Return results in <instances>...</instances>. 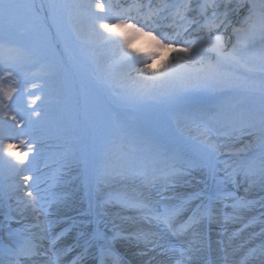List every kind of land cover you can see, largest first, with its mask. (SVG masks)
Listing matches in <instances>:
<instances>
[{"label": "snow or ice", "instance_id": "6c2138e0", "mask_svg": "<svg viewBox=\"0 0 264 264\" xmlns=\"http://www.w3.org/2000/svg\"><path fill=\"white\" fill-rule=\"evenodd\" d=\"M211 6L219 7L217 4ZM224 6L227 8L228 0H224ZM62 7L68 9L67 23L73 26V32L77 36L79 30L74 25L77 17L86 16L90 21L89 38L80 41L83 47H88L98 40L117 48L120 53L118 63L127 69V72L119 78L123 89L121 98L127 103H159L198 93L240 92L254 87L248 83V74L254 72L261 73L259 87L264 93V0H260L259 6L252 4L241 22V27L233 29L235 42L231 43V47H228V42L221 35L193 42L184 41L186 46L175 49L176 56L172 62L165 65L163 70H153L148 63L149 60L160 55L159 51L144 53V59H137L141 53L131 48V37L120 31L121 28H130L134 34H152L154 29L147 17L141 22L131 15L133 6L114 12L111 3L105 4L100 0H96L94 5L91 3L60 5L55 0H49L47 5L37 4L34 0L26 3H19L17 0H0V21L10 26H22L29 19L38 23L42 19L41 13L45 10L55 21ZM204 7L207 6H202ZM213 15L215 16V13ZM133 20H136V23H132ZM137 23L140 24L139 27ZM221 23L224 21L221 20ZM216 26L209 25V31ZM145 28L150 30L145 32ZM159 35L162 38L156 41L157 49H171L174 43H180L179 40H173L164 33ZM230 40L231 38L229 42ZM208 53H213L214 59L206 58ZM22 54V49L0 42V58L7 56L9 60H18ZM182 59L183 65L180 63ZM133 72H135L134 76ZM0 93H3L4 97L0 100V105L7 109L9 105L4 101L11 99V92L0 88ZM240 111L241 106L238 104H223L219 106V111L215 115L209 116L202 109H194L190 110L187 116L201 120L205 123V127L220 126L229 129L232 133H245L248 128H255L258 122L260 132L264 133V105L261 106L258 116L248 112L243 114V119H237L235 114ZM4 115H8L7 110ZM12 120L15 121L16 116H12ZM118 140L119 137L113 140L109 158L117 154L122 159L125 157L124 150L118 146ZM23 143L24 141H21V144ZM4 148L11 157H14L17 162L15 166H26L27 153L21 155L12 144H6ZM202 148L204 155L200 161L189 162L184 169L171 166L163 172V176L165 180L171 182L173 189L190 186L184 177L189 174V169L198 167L203 174L200 183H203L204 187L190 192L175 191L172 196H163L157 190L155 196L158 199H153L151 191L158 178L154 172H149L146 168H138L131 159L119 169L112 167L111 164L105 165L97 178L98 186L111 187L113 182L120 181L126 187L123 192L110 194L98 207L103 208L107 204L117 203L121 208L135 213L124 218L131 230L121 229L109 236L105 231H101V225L106 224L102 211L96 212L94 219L85 221L68 216L65 211L58 208L54 220H48L44 225L33 226L40 229L39 235L30 228L10 230L7 234L9 243L0 249V256L3 257L0 258V264H21L22 257L29 260L33 257H47L48 249L42 242L47 240L49 246L55 248L58 242L68 236L72 237V243L65 245L64 252L76 248L82 249L72 264H80L93 250H95V254L91 257L93 264H121L120 257L113 250V242L117 240H124L133 247H138L142 243L144 251L137 255H146L148 251L160 248L161 255L168 252L178 253L174 264H207L206 254L211 248L209 231L213 223H219L220 215H223L225 220L239 222L241 227L237 232H241L250 226V223H245L242 219L243 212L254 209L257 204L264 209V198L240 199L226 188L228 184L239 187L243 181L249 187L258 183L260 190L264 192V152H261L258 164L253 160L231 167L229 170L230 166L224 169L218 168L221 160L217 156V146L210 140L205 139ZM142 150L152 156L166 154L165 145L150 139L142 142ZM167 188L166 184L165 190ZM28 196L32 198L29 204L36 210L38 202L32 197L31 192ZM61 200L62 198L54 197L50 204ZM161 200L166 202L162 204ZM27 207V204L24 205V208ZM65 207L70 208L71 205L65 202ZM229 207L232 209L231 214L225 212ZM39 210L43 211L45 216L49 214L48 209L43 205H40ZM89 212L91 213V205ZM261 215L264 217V212ZM56 228L59 230L53 231ZM165 234L173 237L177 243L169 244L167 247L161 245L159 240ZM261 235H264V231ZM37 240L41 243H36ZM248 258H259L260 264H264V245L251 248L245 259ZM58 260L59 251L56 252L55 259L48 257L45 264H58ZM32 264H36V261L32 260Z\"/></svg>", "mask_w": 264, "mask_h": 264}, {"label": "rangeland", "instance_id": "374dc122", "mask_svg": "<svg viewBox=\"0 0 264 264\" xmlns=\"http://www.w3.org/2000/svg\"><path fill=\"white\" fill-rule=\"evenodd\" d=\"M17 2L26 3L29 0H17ZM34 2L47 5L49 0H34ZM55 2L60 5H69L71 0H55ZM191 3H193L192 0H190ZM67 11L66 8L62 7L56 20L53 21L47 10H45L41 13L42 19L38 23L29 19L22 26H10L0 21V42L23 50V54L18 60H9L7 56L0 58V88L11 92V99L4 101L9 107L5 109L3 105H0V134L4 136L0 140H3L4 145L14 143L16 149L22 155L27 153L25 159L26 169L20 172L15 166L16 162L13 157L8 154L4 145L0 144V165L5 166L10 163L12 168L11 175L3 176L0 174V249L9 243L7 234L10 230L30 228L32 232L36 233L33 226L27 220L22 219L18 213L19 206L25 205L23 198H19L15 194L18 189L17 178L19 176H26V183L30 182V185L26 188L27 192H31L32 197L38 202L39 208L40 205H43L48 209V213H51V207L55 204H50L53 201L52 197L70 201L71 207L68 216L85 221L94 219L95 213L102 211L106 224L101 225V231H105L111 236L113 232L124 229V218L130 216L133 212L121 207H117L118 211L114 210L117 209L114 206L119 205L117 203L107 204L103 208L98 207L108 199L110 194L115 195L124 191L117 189L114 183L111 187L98 186L97 178L105 165L111 164L112 167L119 169L127 163L128 159H131L138 168H146L149 172H154L158 177L155 184H158L165 181L163 172L169 167L174 166L177 169H184L189 162L201 160L199 155L190 149V146H196L200 151V155H204L202 146H197L195 142H185L187 138L180 134L186 125L191 127L202 122L199 119H193L197 122L195 124L190 122L192 119L187 116L190 110L202 109L209 116H212L219 111L220 105L238 104L241 106V111L237 112L235 117L243 119V114L248 112L258 116L261 106L264 105V93L261 92L259 87L260 72L249 73L248 83L254 85V87L240 92L231 94L222 92L198 93L159 103H127L121 98L123 89L113 87L108 76H102L96 71L93 50H89L88 55L76 52L80 45L77 35L73 32V26L67 23ZM60 42L64 43V47H61ZM67 53L70 57L65 60L64 56ZM77 57L80 60H77ZM32 70L38 73L32 76L30 73ZM48 75H52V77L48 78ZM41 80H48L51 83L49 85H38ZM84 84L86 85L85 88L82 87ZM80 88L85 90L86 101L90 97L101 107L94 104L90 106L89 110L88 107L80 110L77 99ZM3 99V93H0V100ZM47 99H55L58 102L53 105L49 103L39 109L35 108V103ZM116 105H121V111L117 115L109 111L112 106L114 108ZM175 108L177 109L174 110ZM5 110L11 117L16 116V120L11 119L8 123L4 122ZM88 112L96 117L91 116ZM100 114L101 117H99ZM160 120L162 121L160 124L163 123L172 129L169 133L171 139L169 141H157L165 145V155L152 156L142 150V142L147 139L145 135L150 131H159L155 126ZM171 121L178 123L181 131L178 132L172 128ZM43 128H45L44 131ZM212 128L217 131L215 136L228 140L244 139L250 135L247 133L264 134L260 132L258 122L255 128H248L245 133H232L229 129L220 126ZM38 132L47 139L43 141L31 139V144H35L34 148L29 146L25 148L20 145V142L12 140V138H20L22 135L24 137H34ZM76 133H80L82 136V141L79 142L82 147L79 146L76 149V154L73 156L75 162L79 155L91 150V146L94 147L97 154L95 158L99 160L95 163V160L89 156V165L95 164L88 167V174L91 179L88 188L84 187L82 181V175L86 171L82 162L74 166L75 168L71 173L67 170L57 173L49 172V169L42 170V166H45L44 163L51 160V153H56L55 148L59 144L62 145L66 142V145H68L69 141L71 143L76 142L71 139V136ZM114 134L123 139L117 142L119 148L125 152L123 159L119 154L112 155L109 158V150L113 148V144L109 147L107 142ZM122 136H125V138ZM132 142L137 144L138 148L129 147L127 149V146H131ZM176 144L180 145L179 148L175 146ZM253 151L259 153L258 158L255 159L258 164L261 152H264V146L243 153L241 156L226 154L217 147V156L221 160L218 168L224 169L226 166H230L229 170H231V167L247 163L250 158L246 156L253 153ZM188 172L190 174L186 176L190 186H185L183 187L185 189H178L177 191L190 192L204 187L203 183H200L203 179L200 168L192 167ZM221 176H223V172H221ZM3 183L6 186H3ZM137 184H139V181H137ZM226 188L240 199L259 200L264 198V192L260 190L258 183L249 187L248 184L241 181L239 187L228 184ZM58 189L64 190L63 197L59 196ZM167 191L170 192L168 188ZM173 194L174 192H171L169 196ZM163 196L168 195L164 194ZM19 200L22 204L18 206ZM231 202L230 200L229 203ZM90 205L91 213L89 212ZM24 209L26 210V208ZM225 212L231 214L232 209L229 207L225 209ZM262 212H264V209H261L259 204L252 210L244 211L242 219L245 223H250V226L241 232H237V229L241 227L239 222L225 220L223 215L218 217L219 223H215V232L217 235H226L229 238L230 249L235 248L237 245L243 249L235 254L237 257L243 256V252L248 251L250 248L264 245V235H261V232L264 231ZM118 241L113 242V247L120 260L130 261V259L125 258L127 254L122 250ZM71 243L72 237L70 238V236L58 242L55 248L50 247L48 241H44V247L48 249V256L33 257L31 260L22 257L21 264H32V260L36 261L38 258H43L45 261L48 257L55 259L57 251H59L58 264H65L66 261L72 264L71 261L76 258L75 249L70 252L63 251L65 245ZM120 252L125 253V255L120 256ZM0 258L3 257L0 256ZM230 259L234 258L231 257ZM38 262L36 261V264H40ZM80 264H87V261L83 259ZM244 264H260V259L249 258Z\"/></svg>", "mask_w": 264, "mask_h": 264}, {"label": "bare ground", "instance_id": "6f19581e", "mask_svg": "<svg viewBox=\"0 0 264 264\" xmlns=\"http://www.w3.org/2000/svg\"><path fill=\"white\" fill-rule=\"evenodd\" d=\"M139 3H151L155 4L154 9H150L151 6L145 8L144 11L139 12L136 10L131 1L128 2L129 6H133L131 15L136 17L137 20L141 19V22L147 17L149 23L152 25L151 35H145L143 33L134 34L133 30L130 28H121L120 31L126 35L130 36V44L131 48L140 52L141 56L137 57V59H144V53H151L153 51H159L160 55L155 57L152 60H149L148 63L153 70H163L166 64L173 61V58L176 56L175 49L180 47H185L186 44L184 41L193 42L197 40L207 39L208 37L221 35L226 42H228V47H231V43L235 42V36L233 35V29L241 27V22L244 20L246 15L248 14L249 8H251L252 4H256L259 6L260 0H228L227 8L224 6V0H196L197 2V10L193 12V14H187V12H192L190 7L193 5L186 6L188 0H166V4L164 5V9L160 8L157 5L158 0H138ZM96 0H71L70 4L78 3V4H95ZM102 3H107L106 0H100ZM217 4L219 7H212L211 5ZM207 6L202 8V6ZM128 6V7H129ZM183 6V7H181ZM127 7V8H128ZM68 10V9H67ZM95 11H99L98 9H94ZM121 9L113 7V11L117 12ZM152 10V11H151ZM207 10V14L209 15L207 19H203L202 17L199 19L200 14L204 15L205 11ZM141 11V10H140ZM215 13V16L213 15ZM225 13L227 15L225 16ZM221 20L224 23H221ZM132 23H136V20L131 21ZM176 23V24H175ZM196 23V24H195ZM169 24H174L176 27V35L180 36L179 41L180 43H174L171 49H157L156 41L161 39L162 37L159 33H164L166 36L174 40V30L171 31V27ZM215 24L216 27H213L211 31H209V25ZM74 25L79 30V36H77L80 48L75 49L79 54H89V50H93L94 54V62L96 71L100 73L102 76H108L110 79V83L113 87H121L119 83L120 76L127 72L126 68L120 66V53L117 48L109 43L101 42V41H94L88 47H83L80 43L81 40H86L89 38V28H90V21L86 16H78L77 19L74 21ZM140 24L137 23V27ZM150 29L145 28V32H148ZM155 37V39H153ZM231 38L230 42L229 39ZM206 58H213V53H208ZM77 60H80L77 57ZM180 63L183 65L184 60L182 59ZM96 72V73H97ZM135 75V72L132 73ZM8 116V118H7ZM5 116L3 119L4 122H9L12 117L10 114ZM186 132H188L191 136L195 137L198 140L205 141V139L210 140L211 143L216 145L220 148L224 153L229 155H236L241 156L243 153H248L249 151L256 149L258 147L264 146V134H250L248 137L241 139V140H233V139H223L219 136H214L216 132L215 128L205 127V123L202 122L195 126H186ZM1 138V137H0ZM20 142L21 146H26L27 141L24 138H17L15 137V142ZM21 141H24L21 144ZM0 144L4 145L5 143L3 140H0ZM14 149L19 152L14 143H11ZM21 154V153H20ZM22 155V154H21ZM14 159V157H13ZM15 161V159H14ZM16 162V161H15ZM17 164V162H16ZM18 170L22 172L26 169L25 166H17ZM190 174V173H189ZM18 189L15 191V194L19 198H23V203L27 204L28 207L26 210L22 207V202L19 200L17 205L19 206L18 213L19 216L27 220L32 226L40 224L44 225L48 220H54L56 218L55 212L56 210L62 209L68 215L69 208L65 207V202L71 205V202L68 200L62 199L57 206L53 207L52 214L45 216L44 212L39 210L37 205V209L34 210L29 204V200L32 199L28 196L27 186L29 182L26 183V176H19L18 178ZM184 179L188 181V177L185 176ZM116 184V188L119 190H125L126 185L120 181L113 182ZM168 185V188H171L173 191H177L178 189H185V188H176L173 189L171 187L170 181H163L151 189L153 192V199H157L158 197L155 196V192L158 190L164 194H169L165 190V185ZM171 190V191H172ZM179 190V191H181ZM60 196L64 193V190H59ZM58 193V194H59ZM36 201V200H35ZM164 201L162 200V203ZM166 202V201H165ZM164 202V203H165ZM24 206V205H23ZM115 208H119L121 206H114ZM117 209H114L118 211ZM22 210V211H21ZM132 213L130 215H134ZM125 216V215H124ZM124 229H129V224L124 221L123 223ZM147 227V226H145ZM37 232V235L40 234V229L33 227ZM54 231V230H53ZM252 238L251 236H249ZM45 242L47 240H44ZM44 241L42 243H44ZM175 239L170 235L165 234L160 240L159 243L165 247L169 244H176ZM212 251L213 256L215 258V264H244L249 250L243 252V256L237 257L235 254L243 250L238 245L235 248L230 249L229 238L226 235H217L214 230H212ZM119 245L126 254L132 259L130 264H174V260L178 253L168 252L165 255H161V249L158 248L155 251H148L146 255H137V253L144 251V245L141 243L138 247H133L129 243L124 240H119ZM36 243H41V241L37 240ZM258 248V245L255 246ZM254 248V247H253ZM92 253V252H91ZM90 253V254H91ZM234 259H230V258ZM40 264H45V260L43 258H38L36 260ZM126 263V262H125ZM127 264V263H126Z\"/></svg>", "mask_w": 264, "mask_h": 264}]
</instances>
